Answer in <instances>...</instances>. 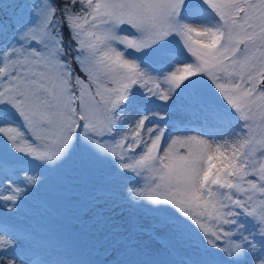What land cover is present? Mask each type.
Wrapping results in <instances>:
<instances>
[{
	"label": "snow or ice",
	"instance_id": "1",
	"mask_svg": "<svg viewBox=\"0 0 264 264\" xmlns=\"http://www.w3.org/2000/svg\"><path fill=\"white\" fill-rule=\"evenodd\" d=\"M177 101L200 135L169 138ZM49 177L110 264H264V0H0L5 216ZM119 201L155 221L116 222ZM13 228L0 264H96Z\"/></svg>",
	"mask_w": 264,
	"mask_h": 264
},
{
	"label": "rangeland",
	"instance_id": "2",
	"mask_svg": "<svg viewBox=\"0 0 264 264\" xmlns=\"http://www.w3.org/2000/svg\"><path fill=\"white\" fill-rule=\"evenodd\" d=\"M17 5H23L28 0H14ZM150 86V85H149ZM176 109V111H175ZM153 113L160 111L152 109ZM171 116L167 122L169 138H184L187 136L200 135L195 130V124L183 125L181 121L186 119L181 110V104L177 101L176 106L170 110ZM176 112V113H175ZM139 117H137L138 119ZM151 127V124L147 125ZM165 125H161L164 127ZM191 130H183V129ZM77 161L82 162L83 154L77 151L74 154ZM45 175H48L47 173ZM59 183L56 177H49L46 185L37 192L31 194L20 206L19 210L5 216V210L0 208V221L8 219L14 226L12 230L22 241L32 245V253L35 259H48L56 250L67 248L74 251L80 258L96 262V264H110L115 253L106 256L103 250L90 248L81 236V230L76 222L71 219L70 213L63 202V198L56 185ZM38 193V194H37ZM43 205L41 206V202ZM119 206L106 208L105 214L113 217L116 222L148 224L155 221V214L148 207L132 208L127 203L119 201ZM38 212L41 216H39ZM41 220L43 222L41 223ZM163 233V229L160 230ZM4 235L0 231V236ZM8 238V237H5ZM141 242L149 244L152 251H156L159 245L156 241H149L147 236H140Z\"/></svg>",
	"mask_w": 264,
	"mask_h": 264
},
{
	"label": "trees",
	"instance_id": "3",
	"mask_svg": "<svg viewBox=\"0 0 264 264\" xmlns=\"http://www.w3.org/2000/svg\"><path fill=\"white\" fill-rule=\"evenodd\" d=\"M5 2H8V0H5ZM175 111H176V109H175ZM79 166H80V162L77 161L73 155L72 159L69 160V162L65 165V168L63 169V171L59 175L66 177L68 179H72L75 182H79V179H78ZM42 205H43V201L41 202V206ZM38 214H39V216H41L39 212H38ZM71 219H72V217H71ZM42 222H43V220H41V223ZM73 222H75V221L73 220Z\"/></svg>",
	"mask_w": 264,
	"mask_h": 264
}]
</instances>
